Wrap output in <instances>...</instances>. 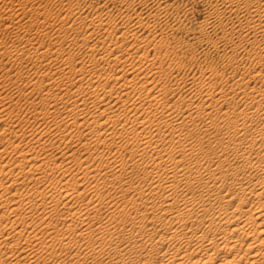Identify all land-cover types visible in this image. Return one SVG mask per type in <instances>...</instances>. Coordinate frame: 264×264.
I'll use <instances>...</instances> for the list:
<instances>
[{
    "label": "bare ground",
    "instance_id": "obj_1",
    "mask_svg": "<svg viewBox=\"0 0 264 264\" xmlns=\"http://www.w3.org/2000/svg\"><path fill=\"white\" fill-rule=\"evenodd\" d=\"M201 1L0 0V264H264V0Z\"/></svg>",
    "mask_w": 264,
    "mask_h": 264
},
{
    "label": "rangeland",
    "instance_id": "obj_2",
    "mask_svg": "<svg viewBox=\"0 0 264 264\" xmlns=\"http://www.w3.org/2000/svg\"><path fill=\"white\" fill-rule=\"evenodd\" d=\"M170 2H173V7H172V14L170 17L172 18H177L179 16H182V14L184 13V10H186L187 8L190 7V12L186 15V20L184 21V24L182 28V31H179L177 33V37L183 38L184 40H188L191 36H187L185 34V28L186 26H188V24L190 25H194L197 22L201 21L204 14H205V5L201 0H170ZM177 10V12H176ZM181 33V35H180ZM187 38V39H186ZM206 49V50H205ZM209 49V51H208ZM203 50V51H202ZM211 50H213L212 48H208L206 45H203L201 48V52H207V53H211V55H213L214 52H211ZM216 54H214L213 56H215Z\"/></svg>",
    "mask_w": 264,
    "mask_h": 264
}]
</instances>
